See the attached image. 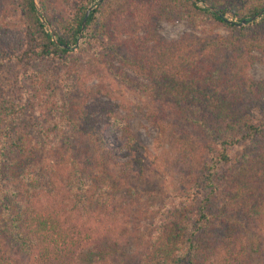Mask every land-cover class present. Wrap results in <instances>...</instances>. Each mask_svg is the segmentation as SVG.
<instances>
[{"label":"trees","instance_id":"16d2710c","mask_svg":"<svg viewBox=\"0 0 264 264\" xmlns=\"http://www.w3.org/2000/svg\"><path fill=\"white\" fill-rule=\"evenodd\" d=\"M36 3L54 41L33 0H0V264H108L114 252L98 225L142 176L144 149L129 135L114 173L79 88L93 65L148 100L158 139L178 129L189 165L135 264H264V79L247 75L252 53L264 58V0ZM176 21L190 33L157 36Z\"/></svg>","mask_w":264,"mask_h":264},{"label":"rangeland","instance_id":"374dc122","mask_svg":"<svg viewBox=\"0 0 264 264\" xmlns=\"http://www.w3.org/2000/svg\"><path fill=\"white\" fill-rule=\"evenodd\" d=\"M155 32L167 41L190 33L181 21L158 22ZM207 33L223 34V31L211 26ZM252 55L255 61L247 75L253 80H263L264 58L257 52ZM34 68L41 69L38 65ZM79 82V88L86 93L74 96L73 101L86 97L94 107L96 127L113 153L114 173L119 174L120 166L127 160L121 147L129 135L144 149L142 176L129 177V188L104 211L98 225V231L105 232L116 244L114 252L107 257L108 264H135L142 248L141 237L150 232L147 225L158 216L162 206L180 195L179 185L188 171V163L182 160L172 143L178 129L164 125L162 137L158 139L154 126L147 120V116L155 114L148 100L141 93L116 84L100 67L91 66L80 76ZM137 227L139 231L134 233Z\"/></svg>","mask_w":264,"mask_h":264},{"label":"water","instance_id":"95a60500","mask_svg":"<svg viewBox=\"0 0 264 264\" xmlns=\"http://www.w3.org/2000/svg\"><path fill=\"white\" fill-rule=\"evenodd\" d=\"M33 3H34V8H35V12H36V14H37L38 19H39L40 22L45 26L47 32H48L49 35L51 36L52 41H54V39H53V33H52V31H51V28H50L45 22H43V20H41V18L39 17V15H38L39 11H38L37 4H36L35 0H33ZM203 7L206 8L205 5H203ZM92 8H94V6L88 8V9L85 11L84 18H83L82 23H81V29H82V27H83L85 17L88 15L89 11H90ZM261 13H262V12H260V13H259L258 15H256V16L252 17L251 20H253V19H255L256 17H258L259 15H261ZM243 25H245V21H241L240 24H238L237 26H243Z\"/></svg>","mask_w":264,"mask_h":264}]
</instances>
